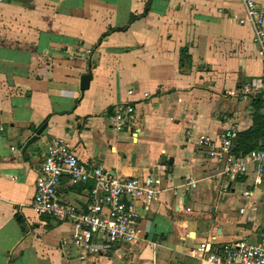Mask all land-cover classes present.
Wrapping results in <instances>:
<instances>
[{"label":"crops","instance_id":"crops-1","mask_svg":"<svg viewBox=\"0 0 264 264\" xmlns=\"http://www.w3.org/2000/svg\"><path fill=\"white\" fill-rule=\"evenodd\" d=\"M244 15L242 0H0V264H210L198 256L201 241L263 240L264 174L260 183L254 167L218 177L196 144L229 126H264L260 96H237L264 72L252 25L236 18ZM126 104L134 112L116 131L112 117ZM53 138L69 141L86 166L118 178L152 174L167 188L138 203L139 239L85 254L70 223L34 210ZM253 140L264 148V137ZM189 179L195 185L183 188ZM91 186L64 176L59 195L77 204Z\"/></svg>","mask_w":264,"mask_h":264},{"label":"built area","instance_id":"built-area-1","mask_svg":"<svg viewBox=\"0 0 264 264\" xmlns=\"http://www.w3.org/2000/svg\"><path fill=\"white\" fill-rule=\"evenodd\" d=\"M245 15L236 17L240 24L249 22L253 27V42L259 58L264 63V9L254 0H242ZM249 95L264 98V72L257 83H246L240 88L238 98ZM134 107L119 105L112 117L114 129L122 130ZM237 126L227 127L219 140L209 135L196 138L198 152L215 160L218 177H240L251 167L256 170L255 181L260 183L264 174V148H255L244 155L234 152ZM66 176L70 184L93 182L74 204L62 199L59 189ZM195 185L193 179L181 186L185 189ZM167 188L160 187L155 176L115 177L102 165L86 166L76 155L73 145L63 138L47 141L43 148L42 161L35 179L33 208L39 214L59 222L70 223L75 234L72 238L75 248L91 255H108L120 245L129 244L140 238L142 229L138 226L140 210L138 203L147 207ZM171 189V188H170ZM227 189V187H225ZM250 193L246 191L245 196ZM243 209H241V212ZM215 238L198 244L200 260L210 264H264V236L262 241L242 238L217 247Z\"/></svg>","mask_w":264,"mask_h":264},{"label":"trees","instance_id":"trees-1","mask_svg":"<svg viewBox=\"0 0 264 264\" xmlns=\"http://www.w3.org/2000/svg\"><path fill=\"white\" fill-rule=\"evenodd\" d=\"M259 100L261 102H259ZM256 101L259 104L264 105V99L257 97ZM264 118V116H262ZM264 122V121H263ZM255 137H264V126H259L255 129H250L247 131H242L237 134L234 140V152L236 155H244L250 150L257 148L256 143H254ZM253 141V142H252Z\"/></svg>","mask_w":264,"mask_h":264},{"label":"water","instance_id":"water-1","mask_svg":"<svg viewBox=\"0 0 264 264\" xmlns=\"http://www.w3.org/2000/svg\"><path fill=\"white\" fill-rule=\"evenodd\" d=\"M91 78H92V75H91L90 72L89 73H84V74L81 75V77H80V89L81 90L84 91L85 89L88 88ZM44 128H45V124H43L36 131L35 135H33L32 137H30V139H28V141L26 142V144L23 147V152L26 151V149L28 148L29 145H31L32 143H34L37 140L38 136L42 133Z\"/></svg>","mask_w":264,"mask_h":264},{"label":"rangeland","instance_id":"rangeland-1","mask_svg":"<svg viewBox=\"0 0 264 264\" xmlns=\"http://www.w3.org/2000/svg\"><path fill=\"white\" fill-rule=\"evenodd\" d=\"M263 210H264V205L262 206ZM261 209V207H259L258 209H256L257 211H259ZM260 214L263 216V221H264V211H259ZM264 224V223H263ZM262 231H264V228L261 229Z\"/></svg>","mask_w":264,"mask_h":264}]
</instances>
